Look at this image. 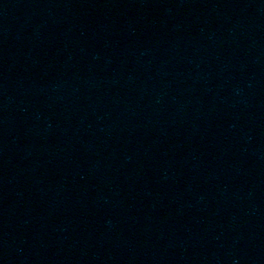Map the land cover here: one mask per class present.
I'll return each mask as SVG.
<instances>
[{
    "label": "water",
    "instance_id": "95a60500",
    "mask_svg": "<svg viewBox=\"0 0 264 264\" xmlns=\"http://www.w3.org/2000/svg\"><path fill=\"white\" fill-rule=\"evenodd\" d=\"M2 0H0V3H1Z\"/></svg>",
    "mask_w": 264,
    "mask_h": 264
}]
</instances>
